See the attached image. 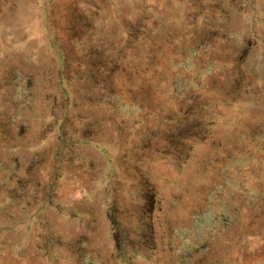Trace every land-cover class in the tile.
I'll return each mask as SVG.
<instances>
[{"label": "rangeland", "instance_id": "374dc122", "mask_svg": "<svg viewBox=\"0 0 264 264\" xmlns=\"http://www.w3.org/2000/svg\"><path fill=\"white\" fill-rule=\"evenodd\" d=\"M0 264H264V0H0Z\"/></svg>", "mask_w": 264, "mask_h": 264}]
</instances>
